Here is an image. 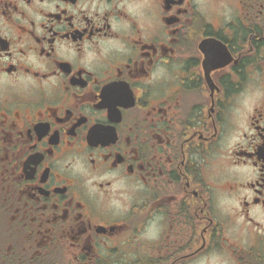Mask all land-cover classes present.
I'll return each instance as SVG.
<instances>
[{
    "label": "flooded vegetation",
    "instance_id": "obj_1",
    "mask_svg": "<svg viewBox=\"0 0 264 264\" xmlns=\"http://www.w3.org/2000/svg\"><path fill=\"white\" fill-rule=\"evenodd\" d=\"M0 264H264V0H0Z\"/></svg>",
    "mask_w": 264,
    "mask_h": 264
}]
</instances>
